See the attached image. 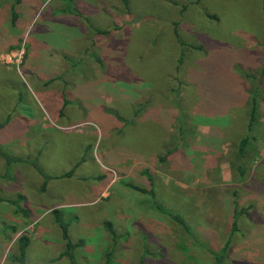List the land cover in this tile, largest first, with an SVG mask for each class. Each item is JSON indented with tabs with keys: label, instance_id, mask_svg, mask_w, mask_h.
I'll use <instances>...</instances> for the list:
<instances>
[{
	"label": "rangeland",
	"instance_id": "rangeland-1",
	"mask_svg": "<svg viewBox=\"0 0 264 264\" xmlns=\"http://www.w3.org/2000/svg\"><path fill=\"white\" fill-rule=\"evenodd\" d=\"M7 1L16 17L10 23V9L5 21L0 14V49L16 45L0 52V148L10 153L9 145L27 140V149L36 138L45 152L80 154L78 170L98 177L68 187L62 173L47 193L23 192L14 184L27 164H14L17 176L7 180L0 161V264H18L11 255L21 232L29 238L24 264H70L60 255L52 207L68 221L70 241L81 240L73 250L78 264H103L107 252L110 264H215L226 241L223 264H264V0ZM110 5L114 17H105ZM92 30H100L92 49L102 50V73L62 96L82 109L61 125L67 131L43 133L33 122L44 105L41 79L86 71V54H70L91 41ZM148 151L145 164L133 167L132 155ZM138 169L142 181L144 171L156 176L146 189L158 191L153 200L181 216L187 230L156 210L149 193L127 186Z\"/></svg>",
	"mask_w": 264,
	"mask_h": 264
},
{
	"label": "crops",
	"instance_id": "crops-1",
	"mask_svg": "<svg viewBox=\"0 0 264 264\" xmlns=\"http://www.w3.org/2000/svg\"><path fill=\"white\" fill-rule=\"evenodd\" d=\"M9 9H11L9 7V2L7 0H0V14L2 12L4 13L3 21L6 20V16L8 14ZM104 10H105V17H108V13H111L112 17H114L113 12H115V9L111 5L108 6L107 8H104ZM82 15L87 17V16H95L96 14H93V13L85 14L83 12ZM68 23L70 25L75 26L76 20L69 18ZM94 27H97V25ZM97 29H103L102 32H107V33L116 31V29L114 30L113 27H103V28L97 27ZM2 30H4V29H3V27L0 26V31H2ZM97 31H100V30H96V31L92 30L91 33H89V38L91 41L85 40L83 47H80V48L74 50L73 54L70 52L71 53L70 56L76 57L78 55L79 59L83 58L82 54H84V53L86 54L87 63H85V67H84V69H87L86 71H80V72L70 71V72L57 73L53 77H50L48 82L45 81L44 79H41L40 84L42 86L41 88H42L43 92L39 95L40 99H38V101L42 100L44 102V105L40 103L41 110L40 109L39 110L42 113V115H40V119L33 118V122L34 123L41 122V125H40L41 128L40 129H43V133L54 134L56 132L55 131L56 128H58V130H59L61 125H63L64 127L69 126V124L66 125V123L72 117L74 118L76 115H77V117L79 115H81L82 109H80V107H78L76 105H72L70 103L67 104L68 99L62 98V96L64 94H69L70 91L73 90L74 87H76V86H78V87L85 86L87 84L88 76L91 77L92 79H95L96 77H99L101 75V73H102L101 65H103V61L101 59L102 53H100V52L102 50L98 51V50L92 49V47H95L99 43L97 41L98 37L96 36ZM85 32H86V34H84L83 32H80V35H79L83 39L87 38L86 36H88V31H85ZM0 34H2V33L0 32ZM73 41H75V37H70L69 42H73ZM15 45L16 44L5 45L2 49H0V52L5 48H11V47L14 48ZM67 58H68V56H67ZM99 63H101V64H99ZM68 66L71 68L70 64ZM90 69H91V71H90ZM50 82H52V84H48ZM5 120H6V117L4 120L0 121V129H1V127L6 126V124H4ZM61 123H65V125L61 124ZM59 131L65 132L67 130H59ZM84 134H85V132H84ZM3 140H5V136L3 137ZM37 141L38 140H36V138L32 139V144L30 146L27 145V149L24 146L25 143H28L27 140L26 141L22 140V142H19V144H15L13 142L11 145H9V147H12L10 149V151H11L10 153H8V152L4 151V149L0 148V150L4 151L10 155L18 156V157L25 159L24 161H20V162H12L9 166H7L5 168L4 162H3L2 158L0 157L1 165H2L3 169H5V170L8 169L7 171H3V173H2V176L4 177V179L7 178V180H14V178L17 176V174H14V172H13V174L11 173L13 170L12 168H13L14 164H16V163H26L27 164L26 166L17 170L18 177H21L22 179H19V178L15 179L16 183L14 185L16 187H19L20 191L24 192L23 188H25L27 190L29 188L32 191L35 189L36 191L40 190L41 193H43V192L47 193L48 191L53 190L52 184H53V182H55L54 181L55 179L53 178V176L61 175L62 173H65V171H69L71 169H72V171H70L69 175L65 176V178H66L65 181L60 182L61 184L65 183L66 185H68V187H70V185L72 183H75L76 179L78 180V182L80 181L79 179H81V180L83 179L82 183H85L87 181V179H89V178L98 177V174L90 175V174L83 173L81 170L80 171L78 170V168L80 169L81 166L83 165L80 154H78L77 157L67 159L66 157L55 155V154H53V152L52 153L45 152L44 149H42L41 144L38 143ZM44 143H46V141ZM160 143H161V139H160ZM134 150H136V149H134ZM138 150L143 151V149L140 146H138ZM152 154H153L152 152L148 151L146 153L144 152V154H136V156L132 155V156H134V158H136L134 163H133V167L136 165L141 166V164H145V160H147V158L150 157ZM31 159H34L38 168L45 175L49 176V178L45 181L44 188L42 190L40 189V186L43 183L42 175L39 174V172L29 162H27V160H31ZM140 159H144V160L141 162ZM37 160H39V161H37ZM91 160L94 161L95 163H97L98 162L97 155H95V158L92 157ZM145 167H148V166H145ZM140 170L141 169L137 170L136 174H134L135 175L134 177L136 180H138L140 182L141 187L137 185V183H139V182H137L136 180L134 183H131V184L138 186L140 188H143L145 190H151L153 193V199H154V197H157L158 199H160L161 195L159 194L158 191H156L154 189L152 190L151 188L146 189V187H145V185L151 183L150 182L151 179H152L153 185L156 186V178H155L156 176L150 174L149 171H144L143 175L145 177H144V181H142V176H141ZM33 171L35 172V174ZM58 171H60V172H58ZM77 171H78V173H77ZM180 172H182V171H180ZM259 175H260V173H259ZM170 179H171V181L173 180L172 184L177 181V178L175 180L172 177V175H170ZM262 179L264 181V178H262ZM165 184H166V182H165ZM175 187L176 188L177 187L182 188L183 184H179V185L176 184ZM242 188H243V190H242L243 193L248 192V189L246 186L245 187L242 186ZM67 190L69 191L70 189L67 188ZM158 190L161 192V189H158ZM71 192H73V191H71ZM138 192H140V191H138ZM164 192H166L165 189H164ZM183 192H184L183 189H181L180 195H181L182 199L184 197L182 194ZM176 198H177V201L180 199L178 197H176ZM153 199H152V201H153ZM5 201L11 203L14 206L13 202H15L17 200H8L7 199ZM156 204L160 207V205L158 203H156ZM53 208H55V207H52V209ZM68 236H69V232H68ZM77 240H79V239H77ZM73 242H75V241H73Z\"/></svg>",
	"mask_w": 264,
	"mask_h": 264
},
{
	"label": "trees",
	"instance_id": "trees-1",
	"mask_svg": "<svg viewBox=\"0 0 264 264\" xmlns=\"http://www.w3.org/2000/svg\"><path fill=\"white\" fill-rule=\"evenodd\" d=\"M123 3L126 2V0H121ZM10 15L12 17V19L10 20V23L13 22V20L15 19V13H14V7L10 9ZM262 57L264 58V42H263V45H262ZM253 98H252V104L250 106V109H249V122H248V125L247 127L250 128L252 122H253V119H254V114H255V110H256V106L255 104L253 103ZM246 142V138H243L241 139V148L240 150H242V145H244ZM169 151L167 150V152L162 155L159 159H162L164 160L165 157L168 155ZM0 157L2 158L3 162H4V165H5V168L7 166H9L12 162H20V161H24L25 159L21 158V157H18V156H14V155H10L2 150H0ZM27 162H29L38 172L39 174L42 175V178H43V183L41 184L40 186V189L42 190L44 188V184H45V181L49 178V176L45 175L39 168L38 166L36 165V162L34 159H31V160H27ZM71 170L67 171L66 173H63L61 176H67L69 175ZM127 186L130 187L131 189L133 190H136V191H140V192H147L150 194L151 198L153 199V193L151 190H145L143 188H140L138 186H135L131 183H127ZM19 198V197H18ZM154 201V200H153ZM14 204V207H16L17 209H15V211H18V210H21L18 206V201H15L13 202ZM153 207H155L156 210L166 214L169 218H171L173 221L177 222L178 224H180L184 230H187L188 227L186 225V223L183 221V219L181 218V216H179L178 214L176 213H173V212H170L169 210H165L161 207H159L155 202L153 203ZM234 212L233 211V215H234ZM51 214H52V218H53V221L54 223L57 225L58 229H59V232H60V238L61 240L63 241V249L61 250V254L60 255H64L70 264H78L74 258H73V250L79 246L81 244V240H77L75 242H71L70 239H69V236H68V221H64L61 217V212L59 209H56V208H53L51 210ZM103 227L104 229L108 232L109 236H110V239L112 241H115L116 240V234H115V231L111 225V223L109 221H103ZM231 230L235 227V222L234 220L232 221V224H231ZM13 233H17V230L10 226L9 227ZM16 242H17V247H16V253L14 255H11V259L12 261L18 263V264H24V257H25V249L28 245V242H29V238H28V235L25 233V232H21L17 235L16 237ZM226 245H227V241L225 242V244L223 245V247L216 253L213 254V259H214V262L215 264H223V256H224V250L226 248ZM110 256L111 254L109 252H107L105 254V260L103 262V264H110ZM138 264H142L141 261H139Z\"/></svg>",
	"mask_w": 264,
	"mask_h": 264
},
{
	"label": "built area",
	"instance_id": "built-area-1",
	"mask_svg": "<svg viewBox=\"0 0 264 264\" xmlns=\"http://www.w3.org/2000/svg\"><path fill=\"white\" fill-rule=\"evenodd\" d=\"M16 54V52L10 53L11 56H15Z\"/></svg>",
	"mask_w": 264,
	"mask_h": 264
}]
</instances>
